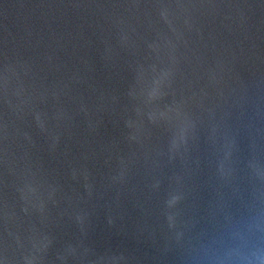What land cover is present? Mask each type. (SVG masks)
<instances>
[{
	"label": "water",
	"instance_id": "95a60500",
	"mask_svg": "<svg viewBox=\"0 0 264 264\" xmlns=\"http://www.w3.org/2000/svg\"><path fill=\"white\" fill-rule=\"evenodd\" d=\"M264 262V0H0V264Z\"/></svg>",
	"mask_w": 264,
	"mask_h": 264
},
{
	"label": "clouds",
	"instance_id": "9594fccd",
	"mask_svg": "<svg viewBox=\"0 0 264 264\" xmlns=\"http://www.w3.org/2000/svg\"><path fill=\"white\" fill-rule=\"evenodd\" d=\"M261 264H264V262H261Z\"/></svg>",
	"mask_w": 264,
	"mask_h": 264
}]
</instances>
